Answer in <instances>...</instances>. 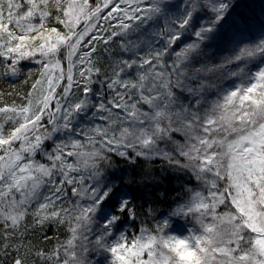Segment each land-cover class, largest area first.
<instances>
[{
    "label": "snow or ice",
    "instance_id": "snow-or-ice-1",
    "mask_svg": "<svg viewBox=\"0 0 264 264\" xmlns=\"http://www.w3.org/2000/svg\"><path fill=\"white\" fill-rule=\"evenodd\" d=\"M0 264H264V0H0Z\"/></svg>",
    "mask_w": 264,
    "mask_h": 264
},
{
    "label": "trees",
    "instance_id": "trees-1",
    "mask_svg": "<svg viewBox=\"0 0 264 264\" xmlns=\"http://www.w3.org/2000/svg\"><path fill=\"white\" fill-rule=\"evenodd\" d=\"M6 86V85H5ZM166 209V205L162 204L161 205V210H165ZM51 235V233H49Z\"/></svg>",
    "mask_w": 264,
    "mask_h": 264
}]
</instances>
